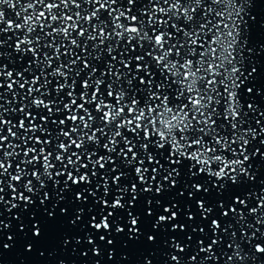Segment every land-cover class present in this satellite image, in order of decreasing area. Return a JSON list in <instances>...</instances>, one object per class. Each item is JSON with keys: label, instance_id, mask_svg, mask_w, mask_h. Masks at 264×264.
I'll use <instances>...</instances> for the list:
<instances>
[{"label": "snow or ice", "instance_id": "obj_1", "mask_svg": "<svg viewBox=\"0 0 264 264\" xmlns=\"http://www.w3.org/2000/svg\"><path fill=\"white\" fill-rule=\"evenodd\" d=\"M261 80L264 0H0V264H264Z\"/></svg>", "mask_w": 264, "mask_h": 264}, {"label": "water", "instance_id": "obj_2", "mask_svg": "<svg viewBox=\"0 0 264 264\" xmlns=\"http://www.w3.org/2000/svg\"><path fill=\"white\" fill-rule=\"evenodd\" d=\"M258 87H264V80L257 82ZM258 102L264 103V98H257ZM264 171V169H262ZM15 221L13 220V224L15 225ZM14 231H18L14 229ZM8 233V230L5 229V241L6 235ZM23 236V233H19L17 240H16V246L12 249L11 252H6L5 256L3 258V264H21L23 261V264H58L59 259H64L67 261V264H73V261L75 260L77 264H79V257L75 256L73 254L66 255L64 251L60 250L58 247V244L56 243L57 233L53 232L50 235V238L48 241L36 245V251L27 253L24 250V245L26 241L20 239V237ZM53 248L57 249L56 257H49L48 252L52 251ZM40 251H44L45 255L44 257L40 256ZM126 251L129 252L130 257L132 258L133 262L140 257L141 251H143V248H132V249H126ZM119 255V252L118 254ZM107 259V257H105ZM111 264V262H109Z\"/></svg>", "mask_w": 264, "mask_h": 264}]
</instances>
